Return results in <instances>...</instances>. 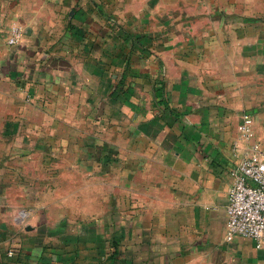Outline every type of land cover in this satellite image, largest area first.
Segmentation results:
<instances>
[{"label":"crops","instance_id":"obj_1","mask_svg":"<svg viewBox=\"0 0 264 264\" xmlns=\"http://www.w3.org/2000/svg\"><path fill=\"white\" fill-rule=\"evenodd\" d=\"M56 1L58 8L50 9L48 5L27 7V0H13L6 37L12 23L22 26L21 41L11 46L14 47L11 50L15 51L16 61L22 59L25 52L30 55L29 58L34 52L44 59L55 57L54 50L60 46L58 42L53 45V34L57 30L56 17L62 11L60 0ZM114 1L124 2L119 5L124 15L125 11L129 12L125 2L132 1L134 4L139 1L142 4L149 0ZM217 1L219 6L227 2V12L242 20H247L254 13L264 15V0ZM163 2L168 0H160L158 10L161 5L170 9L166 7H171V4ZM120 12L121 9H118ZM203 14V19L196 21L194 27L180 24L159 27L156 32L163 33L164 37L149 47L153 49L154 45L173 51L180 45V54L171 52L161 59L167 65V75L174 71L172 65L180 64V73H183L171 76L172 95L186 98V101L171 106L185 115L176 118L167 111V117L148 124L149 132L141 131L142 124L136 123L139 132L133 137L130 147H125L124 139L116 140L121 148L118 155L123 164L112 174L95 172L97 175H94L93 171H86L85 175L81 174L83 183L78 184V179L74 177L83 169H77L75 164L67 167L60 164V157L62 155L69 160L82 158H77L76 154H59L56 151L59 143L54 137L48 138L50 142L37 138L40 140L36 144L41 150L39 154L30 148L29 139L24 136L14 139L6 135L2 138L0 144L3 142L6 145L3 150L0 148V166L1 162L5 166L0 167V176L3 172L5 177L39 179L42 176L54 179L52 185L45 184L44 187L48 188L38 187L32 191L35 193V207L31 209V219L24 223L27 233L33 234L40 227L56 221L62 212L70 214L75 208L73 206L79 204L74 202L77 195L72 194L84 189V218L79 208L74 212L80 220L88 222L84 251L89 259L93 255L103 256L107 253V239L103 234L94 232L89 222L93 218V208L98 204L101 208L108 207L111 184L116 187V204L122 215L117 221L116 249L112 250L121 258L119 264H264V247H256L254 241L247 237L236 235L227 240L225 235L227 192L233 182L232 170L239 160L234 146L239 149L244 147L238 132L242 112L253 117L254 138L264 147V25L258 29L246 23L222 25L217 18L210 21ZM190 29L197 35L192 47L184 39ZM179 36L181 40H178ZM192 49L197 51L196 57H193L194 50L190 52ZM151 58L155 62L159 60L155 55ZM42 64L39 67L37 64L34 72L39 73L38 81L41 83L36 85V91L32 87L37 83L36 77L23 78L16 70L3 72L0 68V129L11 125L23 128L21 123L24 120L13 122L18 119L11 118H23L32 112L30 104H23L21 99L15 104L11 101L13 98L37 95L42 98L38 104L41 105L50 93L62 94L60 74L55 67H45L44 61ZM149 80V90H153L155 83ZM53 81L58 85H53ZM189 96L196 101H191ZM40 109L49 118L45 112L50 111L44 107ZM55 121L42 120L37 122V126L54 127L57 124ZM46 145L50 147L48 152L45 151ZM31 149L36 153L35 157L39 155L41 162L46 163H34L30 173L27 163L33 156L27 152ZM49 160L56 161L57 165L52 162L50 167ZM64 177L68 179L61 182ZM16 182L12 180L0 185V194L4 193L5 197L0 201V228L12 225V221L17 225V216H13L12 210L22 207L27 200L23 194L28 192V186ZM13 191L16 196L6 199ZM18 194L21 196L18 197ZM54 214L57 216L53 218ZM1 246L0 260L3 257ZM20 246L22 242L18 238L10 241L9 247H13L15 253H22ZM70 254L75 259L74 264H83L78 261L76 252ZM23 255L26 257L25 253Z\"/></svg>","mask_w":264,"mask_h":264},{"label":"rangeland","instance_id":"obj_2","mask_svg":"<svg viewBox=\"0 0 264 264\" xmlns=\"http://www.w3.org/2000/svg\"><path fill=\"white\" fill-rule=\"evenodd\" d=\"M159 1H143L142 4L139 1L134 4L132 1L125 2V6L128 5L126 10L129 12L125 11L122 15L123 9L119 5L124 2L60 0L59 7L62 11L56 17L55 23L58 24L55 27L57 30L53 34L55 38L53 45L58 42L60 50H54L55 57L53 59L42 57V59L34 52L29 58L30 55L25 52L21 56L22 59L16 61L15 51L11 50L14 47L7 46L6 37V31L10 24L8 14L11 11L13 0H0L1 70L3 72L7 69L16 70L23 75L21 76L23 78H25L24 76L36 77L37 83L32 86L36 91V85L41 83L38 81L39 73L34 72L37 64L39 67L44 61L45 67H55L57 73L60 74L62 93L61 95L50 93L44 97L41 105L38 104L42 102V98L36 97L37 95L30 94L23 98H13L11 101L15 104L20 102V99L23 104H30L29 108L32 112L23 118L19 116L11 118L12 120L18 119L13 122H19V119L24 120L21 123L23 128H13L11 125L7 129H0V141H3L2 138L6 135L15 137L14 139L24 136L29 139L30 148L39 154L41 150L36 147V144H39L40 140L37 138L50 142L48 138L54 137L59 143V149H56L59 154H76L77 158H82L69 160L68 157L62 155L60 157V164L66 165V167L75 164L77 169H83L82 172L77 173L76 178L74 177V179H78V184L83 183L84 177L81 174L85 175L86 171L87 173L93 171L94 175L105 172L112 174L120 164H123L118 155L121 148L116 140L124 139L125 147H130L133 137L139 132V125L136 123L142 124L141 131L149 132L148 124L164 119L168 112L174 114L176 118L185 115L184 112L181 113L177 108L171 106L184 104L186 101V98L172 95L174 87L171 76H174L175 73H183H180V64L172 65L171 68L174 71L171 75H167V65L161 59L171 52L180 54V45H176L177 47L173 51L158 48V46L154 47V45L153 49L149 48L151 44L164 37L163 33L156 32L159 27L177 24L188 26V28L194 27L196 21L203 19L201 16L203 9L204 16L210 21L217 18L222 25L235 26L246 23L255 25L254 27L257 29L264 25V15L254 13L247 20L239 19L234 14L231 15L227 12L229 9L227 2H223L220 7L217 0H168L163 4H171V7H166L170 9H164L165 5H161L158 10ZM26 4L27 7L48 5L50 9L58 8L56 0H27ZM118 9H121L120 13H118ZM138 9L140 11L134 14L133 11ZM191 31L194 30L190 29L186 33L187 38H184L190 47L194 46V42L197 40L196 33ZM182 35L185 37V33ZM178 40H181L180 36ZM196 52L193 53V57H196ZM154 55L159 59L156 62L150 60ZM149 79L155 83L153 90H149ZM53 83V85H58L55 81ZM76 84L78 85L77 89ZM189 99L193 102L196 101L193 96H189ZM48 104L50 106H47ZM160 105L163 108H159ZM41 107L50 111L45 112L49 118L42 113ZM245 113H241L240 121ZM51 119L57 121L54 127L37 126V122L51 121ZM5 145L2 142L0 148L3 150ZM32 149L28 152L24 151L33 156L32 160L27 163L30 173L34 163L39 165L44 162H41L39 155L35 157L36 153ZM45 149L48 152L50 147L46 145ZM2 153L5 154V151ZM52 162L57 165L56 161L49 160L47 163L50 167ZM10 164L12 165V161ZM4 166L1 162L0 167L4 168ZM65 179L68 178H61V182ZM12 180L17 181L16 183L22 182L29 189L27 193L23 194L27 199L23 206L15 207L12 210L13 216H17V225L12 221V225L0 228V245H2L3 253L0 264H74L75 259L70 254L72 252H76L78 257L80 255L77 259L83 264L120 263L121 258L112 251L116 249L117 221L122 216L117 208L114 185L110 184L109 186L108 207L101 208L98 204L96 208H93V218L89 222L92 223L94 232L103 234L107 239V253H104L103 256L93 255L89 259L86 256L87 252L84 251L88 222H84V219L80 220L74 213L77 208L81 214L85 209L84 189L78 191L79 193L72 194L73 196L77 195L74 202L78 201L79 204L73 206L75 208L70 214L68 211L65 212L66 214L61 211L62 213L58 214L59 218L56 221H51L49 225L40 227L39 231L36 230L32 234L27 233L25 229V224L32 217L31 209L35 207L33 201L35 193L32 191L38 187L39 189L48 188L49 186H44L52 185L54 179L51 177L42 178V176L39 179L36 177H5L4 173H1L0 185ZM3 195L4 193L0 194V201L5 198ZM15 196L13 191L8 193L6 199H13ZM17 196L20 197L21 194ZM22 212L27 213L25 217L22 216ZM56 216L57 214H54L52 217ZM82 218H84V214H82ZM13 238L21 240L22 253H15V249L9 247ZM24 253L26 257H24Z\"/></svg>","mask_w":264,"mask_h":264},{"label":"built area","instance_id":"obj_3","mask_svg":"<svg viewBox=\"0 0 264 264\" xmlns=\"http://www.w3.org/2000/svg\"><path fill=\"white\" fill-rule=\"evenodd\" d=\"M23 28L14 23L7 35L8 45H17ZM253 117L245 113L238 125L244 147L234 146L239 160L232 170L233 182L227 192L226 239L239 235L264 247V147L255 140ZM23 217L26 212L21 213Z\"/></svg>","mask_w":264,"mask_h":264},{"label":"water","instance_id":"obj_4","mask_svg":"<svg viewBox=\"0 0 264 264\" xmlns=\"http://www.w3.org/2000/svg\"><path fill=\"white\" fill-rule=\"evenodd\" d=\"M31 228V227H30Z\"/></svg>","mask_w":264,"mask_h":264}]
</instances>
